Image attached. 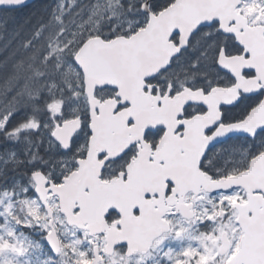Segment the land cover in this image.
I'll return each instance as SVG.
<instances>
[{
  "label": "snow or ice",
  "instance_id": "snow-or-ice-1",
  "mask_svg": "<svg viewBox=\"0 0 264 264\" xmlns=\"http://www.w3.org/2000/svg\"><path fill=\"white\" fill-rule=\"evenodd\" d=\"M0 39V264H264V0H0ZM137 97L172 112L109 155Z\"/></svg>",
  "mask_w": 264,
  "mask_h": 264
},
{
  "label": "water",
  "instance_id": "water-1",
  "mask_svg": "<svg viewBox=\"0 0 264 264\" xmlns=\"http://www.w3.org/2000/svg\"><path fill=\"white\" fill-rule=\"evenodd\" d=\"M34 0H29V3L33 2ZM172 112V107L170 105H166L165 110L163 112L159 110H153V107L149 105V101L144 100L141 97H137V102H136V115L138 117L137 119V125L136 127L131 130V132L134 135L135 139H140L143 132L145 129L151 125L158 123L161 119L164 118L166 114H170ZM110 129V128H109ZM234 135H247L245 133H234L230 137ZM106 138L109 141L110 145V151L109 155H116L119 151L120 148L123 145L128 144L129 141L125 139L126 141L123 140L121 135H116V136H109L106 135ZM229 137H226L223 139L226 140ZM174 154L171 150L168 152L169 156V162L172 164L178 163L175 161V157L172 155ZM97 166V170H98ZM165 169L163 168H154L151 165L146 166V160L143 162L139 163L134 171V173H165ZM118 185H109L105 186L103 189H95V197H94V202L96 204L97 208L103 207L105 205H117L119 202V192H118ZM138 202V201H136Z\"/></svg>",
  "mask_w": 264,
  "mask_h": 264
},
{
  "label": "flooded vegetation",
  "instance_id": "flooded-vegetation-1",
  "mask_svg": "<svg viewBox=\"0 0 264 264\" xmlns=\"http://www.w3.org/2000/svg\"><path fill=\"white\" fill-rule=\"evenodd\" d=\"M189 55V54H188ZM108 133L111 135H115L111 129L108 130ZM123 140L129 139L130 142L132 140H137L133 138V135H127L124 134L122 135ZM129 142V143H130ZM236 142H243V147L237 148L236 147ZM250 142V138H240L239 140L236 139V141L233 139L230 142V145H218V148L225 149L224 151L221 152V156H228L231 154V151L233 149H242L246 148L248 146V143ZM230 149V150H228ZM145 159L146 160V154H147V149L145 147ZM174 153V152H173ZM174 157L175 155L172 154ZM164 173H133V182L130 185H118V192H119V202H118V207H120L122 210H128L130 206L137 201V196L142 195V191L146 190V187L148 185L154 184L157 180L161 178V176ZM185 244L188 243L187 241L184 242ZM173 247H179L178 242H172Z\"/></svg>",
  "mask_w": 264,
  "mask_h": 264
},
{
  "label": "trees",
  "instance_id": "trees-1",
  "mask_svg": "<svg viewBox=\"0 0 264 264\" xmlns=\"http://www.w3.org/2000/svg\"><path fill=\"white\" fill-rule=\"evenodd\" d=\"M55 2H56V0H37L35 3L29 5V10L37 11L38 9L47 6L49 11H50L52 7H55L54 6ZM10 26H11V24H10ZM5 36L7 38V33H5ZM4 43H5V41L3 39H0V48L3 47ZM10 51H11V49H9V52ZM9 52L0 51V61H3L5 59V57L8 56ZM198 54H199L198 51L190 52L189 56L194 59ZM15 59H19V57H16ZM9 67H11V62L9 64ZM9 147H11V145H9ZM236 147L241 148V147H243V145L240 143H237ZM41 152H43V147H41ZM228 157L229 156H220L221 159H227ZM10 175H11V173H10Z\"/></svg>",
  "mask_w": 264,
  "mask_h": 264
}]
</instances>
